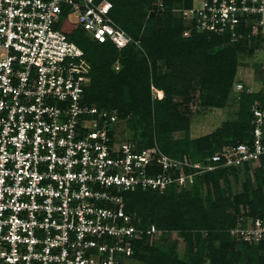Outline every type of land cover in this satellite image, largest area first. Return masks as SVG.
Returning a JSON list of instances; mask_svg holds the SVG:
<instances>
[{"label": "built area", "instance_id": "2783aa9c", "mask_svg": "<svg viewBox=\"0 0 264 264\" xmlns=\"http://www.w3.org/2000/svg\"><path fill=\"white\" fill-rule=\"evenodd\" d=\"M108 0H0V264H122L155 226L124 211L123 192L163 194L222 168L264 173V108L254 103L250 140L199 161L158 147L114 142L117 116L82 104L84 52L59 29L62 14L98 44L118 52L137 41L111 17ZM183 33L264 39V0H196ZM115 68H119L116 62ZM244 86L235 83V101ZM228 231L264 244V215L246 208Z\"/></svg>", "mask_w": 264, "mask_h": 264}, {"label": "trees", "instance_id": "16d2710c", "mask_svg": "<svg viewBox=\"0 0 264 264\" xmlns=\"http://www.w3.org/2000/svg\"><path fill=\"white\" fill-rule=\"evenodd\" d=\"M108 1L113 5L111 17L133 41L144 47L146 56L136 50L135 44L118 52L110 43L98 44L82 32L78 40L73 41L66 31L68 23L64 19L65 14H62L59 29L84 52L89 83L84 88L82 104L114 112L117 120L129 117L127 121L132 129L145 124L147 132L142 136L146 137V143H137L138 150L152 147L154 135L162 137L178 128L179 123L173 124L175 111L171 94H185L183 82L186 81V70L190 74H202L206 79L202 84L214 91L205 101L210 112L222 106L220 103L233 91L238 51L247 48L251 40L259 47L264 43L263 38L248 37L246 30H243V37L233 43L227 36L198 33L194 29L188 37H183L191 24L184 20L182 12L192 8L194 0ZM158 4L162 9L158 8ZM175 9L180 11L179 16L174 14ZM149 10L152 11L147 14ZM224 45L226 48L217 49ZM160 60L170 66L168 74L158 73L157 62ZM116 62L119 63L118 71L113 69ZM150 78L165 93V97L154 105L150 97ZM166 84L171 90L166 88ZM254 98L245 87L239 94L237 103L243 106L240 122L234 126L236 129L232 133L228 129L221 133L233 135V140L224 143L222 136L215 134L198 140L190 149L183 150L175 145L161 147V151L176 159L187 155L199 161L224 145L248 142L250 108ZM261 106L264 108L263 98ZM152 116L158 121L154 127L150 122ZM213 141L216 144L212 146ZM240 174H244L247 180L241 184V192L234 195L232 182L238 183ZM253 174L251 179L247 169L242 172L222 168L195 177L194 183L184 188L171 185L163 194L142 190L121 193L125 213L139 219L140 227L152 225L162 234L180 233L190 246L191 263L178 260L173 252L175 249L168 248L164 236L135 242L131 259L140 264H222L220 258L224 255L233 261L245 256V253L253 256V264H264V244L250 246L233 240L228 234L238 222V216L243 212V215L246 214V208L251 218L264 215V173L262 169H256ZM217 239L225 244L216 247L214 243ZM196 246L199 251L193 253Z\"/></svg>", "mask_w": 264, "mask_h": 264}, {"label": "rangeland", "instance_id": "374dc122", "mask_svg": "<svg viewBox=\"0 0 264 264\" xmlns=\"http://www.w3.org/2000/svg\"><path fill=\"white\" fill-rule=\"evenodd\" d=\"M196 2V0H194ZM158 8H161V5L158 4ZM152 10L147 11L149 14ZM178 9L174 10V14L180 15ZM64 19L68 23L66 31L72 36V40H78L79 34L85 33L80 26L75 23L73 14L65 15ZM147 17H145V20ZM61 18V24H62ZM142 33V32H141ZM250 40V39H249ZM263 47V48H262ZM136 50H138L142 55H145V50L142 45H135ZM226 48V45L217 47L218 50ZM146 56V55H145ZM238 59L235 74L232 81V90L235 83L242 84L246 91L254 96L252 103L262 104V98L264 99V43L259 47L257 44H254V41H249L247 48L238 51ZM116 63L113 65V69L118 71L115 68ZM158 67L160 68L159 74L165 75L168 74L170 69L168 63L164 60L157 62ZM186 81L183 82V85L186 87V92L184 95L175 94L171 91V100L174 107L175 113L173 116V124L179 123V126L176 130H173L171 133H166L162 137L154 135V129L152 131L153 146L158 147L161 150V147L175 146L178 145L182 149H190L196 145L198 140L211 137L212 135H221L223 142H229L234 139L233 135H222L224 130H230L231 133L236 129L234 127L240 122V115L242 105L235 101L233 91L226 96V99L223 100L220 104L222 106L213 108L210 110L205 106V101L210 94H214L212 88L203 85L202 83L206 80L202 74L198 73L190 74L188 70L184 72ZM150 84V97L153 105L159 100L165 97V93L156 87L154 79H149ZM167 89L171 88L169 85H165ZM180 92V91H177ZM217 96V95H216ZM249 96V95H246ZM218 98V96H217ZM171 116V117H172ZM179 116V117H177ZM128 118L120 119L116 121L114 129V142L116 145H119L120 142H131L135 146L136 144L143 145L146 143V137L142 136L143 133L147 132V129L144 128V125H138L136 129H132L131 125L128 123ZM176 120V121H175ZM150 122L154 127L155 123H158L157 119L153 116L150 118ZM146 127V125H145ZM149 131V130H148ZM222 133V134H221ZM216 143L213 141L212 146ZM163 152V151H162ZM254 172H249L251 179L254 177ZM247 180L244 174H240L238 183L232 182L234 195L241 192V184ZM246 210V209H245ZM244 214V212H243ZM241 214L240 217L245 215ZM238 216V218H240ZM161 232V231H160ZM162 236L167 238L166 245L168 248L173 247V251L178 260L183 262L190 261L191 263V254L190 246L187 243L184 236H181L180 233L170 232V233H160L158 238ZM157 238V239H158ZM224 241L217 239L214 243L216 247L222 245ZM225 244V243H224ZM159 246V244H157ZM194 252H198L199 248L196 246ZM258 254V253H256ZM264 254V253H262ZM245 256L240 257L237 260H231L228 255H224L220 258L222 264H253V256L250 257V254H245ZM224 258V259H223ZM122 264H140L138 261L132 260L130 258H122ZM208 264V263H207Z\"/></svg>", "mask_w": 264, "mask_h": 264}]
</instances>
